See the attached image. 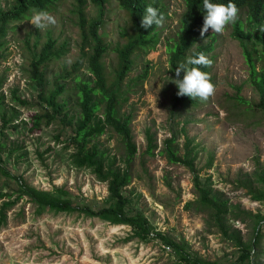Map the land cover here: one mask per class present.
Listing matches in <instances>:
<instances>
[{
    "label": "rangeland",
    "instance_id": "rangeland-1",
    "mask_svg": "<svg viewBox=\"0 0 264 264\" xmlns=\"http://www.w3.org/2000/svg\"><path fill=\"white\" fill-rule=\"evenodd\" d=\"M163 2L168 15L158 27V43L153 50L134 55L135 66L126 78L131 86L123 111L133 114L131 127L138 151L131 165L132 181L125 191L134 196L133 207L142 210L156 230L176 240L185 239L191 250L206 260L228 264L237 260L238 248L208 222V213L197 203L187 206L189 201L198 198L194 173L185 165L169 161L165 140L176 135L182 154L187 138L191 139L198 151L195 165L199 174L204 178L211 176L215 189L239 203L242 209L264 216V204L252 200L238 182L252 176L258 162L264 165V111L258 106L257 91L249 83L243 48L233 36L236 22L247 26V9H241L236 22L217 34L215 48L208 56L212 62L209 75L215 94L207 101L200 100L173 113L172 103L177 92L173 82L177 77L171 70L167 48L177 37L185 1ZM13 3L14 0H0V11L9 9ZM74 4L75 0L58 1L49 11L56 18V24L42 30L31 24L32 14L10 24L5 45L0 49V94L4 93L6 98L0 115L5 112L7 117L18 118L14 123L20 129L9 128L13 123L3 129L9 137L4 165L38 188L51 190L63 186L75 203L95 206L107 198V183L98 180L91 169L76 168L72 164L74 150L56 141L62 122L57 119L36 130L29 128L31 123H25L35 112L44 111L29 78L31 59L38 55L44 42L51 37L59 44L67 41L70 47L62 59L49 64L48 88L58 75L71 70L82 58ZM99 13L90 1L88 17H97ZM102 18V35L109 47L104 62L110 71L118 64L117 47L125 42L122 31L129 20L117 0H110ZM146 68L149 74L145 79L131 81ZM79 71L90 74L86 59L82 60ZM14 93L28 99L30 105L17 103ZM240 96L248 102H240ZM65 97L69 99L70 112H76L74 92ZM2 123L0 117V131ZM148 130L158 141L153 155L146 152ZM98 140L122 163L125 148L118 134L109 129ZM14 147L17 151L7 155ZM210 157L214 158L213 166L208 168ZM18 187L15 178L0 173V191L13 193L14 198ZM3 200L0 199V205ZM35 208L24 197L9 210L8 223L0 226V264H176L172 249L159 240L125 242L131 232L128 225H114L78 213L36 215ZM230 224L241 231L245 241L253 239L251 216ZM262 228L257 264H264Z\"/></svg>",
    "mask_w": 264,
    "mask_h": 264
},
{
    "label": "trees",
    "instance_id": "trees-1",
    "mask_svg": "<svg viewBox=\"0 0 264 264\" xmlns=\"http://www.w3.org/2000/svg\"><path fill=\"white\" fill-rule=\"evenodd\" d=\"M60 0H14L13 5L0 11V49L5 45L10 24L19 21L32 14V9L49 12ZM95 4L100 13L99 16L89 18L87 6L89 2ZM128 15V25L123 29L122 35L125 42L117 47L118 64L112 70H107L104 57L108 52V44L102 35L103 13L110 0H75V15L80 29V51L82 58L73 64L71 70H65L55 78L53 85L48 88L47 70L50 63L62 59L69 51L67 41L58 43L49 37L44 42L38 55L31 59L30 79L38 91L42 112H35L28 122L31 130L41 129L45 123L49 126L59 119L63 127L56 135L58 143H64L65 148L73 149L71 162L76 168L91 169L96 178L107 183V198L95 206L90 204H78L72 199L70 192L63 186H55L51 190L38 188L21 176L13 174L5 165V155L9 137L3 129L13 123V131H19L20 127L14 122L18 118L7 117L6 113L0 115L2 130L0 131V173L4 176L15 178L19 187L16 197L13 193L0 191V199H4L0 205V226L8 223V212L22 198L26 197L35 205L36 215L45 212L54 213H78L87 217L99 218L114 225H128L130 234L125 242L138 240L147 243L151 240H159L169 246L176 257V264H221L200 257L193 252L185 239L176 240L162 231L156 230L149 218L140 209L133 207L135 198L131 193H126V188L131 184L132 161L137 154L138 147L134 140L131 127L133 121L132 112L123 111L124 103L128 100V89L131 84L126 78L135 66V54L141 51L149 52L156 47L159 40V26L153 25L145 29L141 27V20L147 6H152L164 18L168 10L164 0H117ZM185 8L180 16V26L177 37L168 44L169 63L172 71L186 63L189 57H198L199 53L209 54L215 48L217 33L211 28L202 37L200 31L203 26L204 15L203 0H184ZM211 3H234L238 10L247 9V26L236 22L233 36L240 41L243 48L246 63L249 67V83L259 95V108L264 111V0H210ZM238 11V13H239ZM87 60L89 75L79 71L82 60ZM202 71L210 73V66H199ZM149 74L146 68L137 76L135 82L145 79ZM183 73L180 78L182 79ZM71 79L70 81H68ZM2 82H0V88ZM73 91L78 108L71 113L69 99L65 97ZM178 92V88H177ZM174 96L172 112L187 108L200 101L187 96ZM15 101L22 105H30L28 99L14 93ZM5 94H0V111L5 105ZM240 102H248L239 97ZM109 129L113 130L121 138L125 157L122 163L116 156H112L108 148H104L98 138ZM66 134L67 137L64 138ZM148 154L153 155L158 149V141L154 135L147 131ZM177 136L166 139V154L170 162L179 163L188 167L194 173V186L198 198L189 201L187 206L197 203L199 208L208 213V222L215 226L222 235L233 242L239 250L236 261L228 264H257L256 260L263 236L264 216L252 211L242 209L239 203H234L224 192L215 189L211 176L202 177L195 165L198 151L192 140L187 138L184 144V152L179 153ZM17 148H20L19 146ZM16 148L8 150L7 155L16 152ZM213 157L207 162V167L213 166ZM239 186L246 189L252 200L264 204V165L255 166L252 176L239 179ZM246 216H251L254 221V237L251 241H245L239 229L230 222L244 221Z\"/></svg>",
    "mask_w": 264,
    "mask_h": 264
},
{
    "label": "clouds",
    "instance_id": "clouds-1",
    "mask_svg": "<svg viewBox=\"0 0 264 264\" xmlns=\"http://www.w3.org/2000/svg\"><path fill=\"white\" fill-rule=\"evenodd\" d=\"M203 8L206 11L204 15L203 26L200 35L203 37L209 28L214 33L222 34L226 26L235 23L238 17V8L234 3L220 4L211 3L210 0H203ZM30 22L38 29H44L48 25H55L56 18L47 11L32 9ZM163 17L158 10L152 6H147L145 14L141 20V27L148 29L153 25L161 26ZM211 60L205 54L199 53L198 57H189L186 63L180 64L176 71L174 84L178 88L177 96H187L192 99L199 98L201 101H207L215 94V85L211 82L210 75L201 70L199 66L208 67ZM183 73L182 79L180 78Z\"/></svg>",
    "mask_w": 264,
    "mask_h": 264
},
{
    "label": "built area",
    "instance_id": "built-area-1",
    "mask_svg": "<svg viewBox=\"0 0 264 264\" xmlns=\"http://www.w3.org/2000/svg\"><path fill=\"white\" fill-rule=\"evenodd\" d=\"M167 248H169V246H166Z\"/></svg>",
    "mask_w": 264,
    "mask_h": 264
}]
</instances>
